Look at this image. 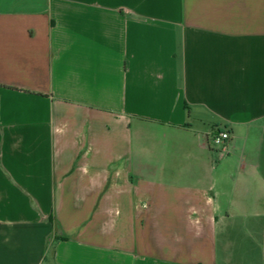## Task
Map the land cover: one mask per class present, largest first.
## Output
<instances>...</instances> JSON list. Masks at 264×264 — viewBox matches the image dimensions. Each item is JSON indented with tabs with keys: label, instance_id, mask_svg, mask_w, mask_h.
<instances>
[{
	"label": "crops",
	"instance_id": "obj_1",
	"mask_svg": "<svg viewBox=\"0 0 264 264\" xmlns=\"http://www.w3.org/2000/svg\"><path fill=\"white\" fill-rule=\"evenodd\" d=\"M0 264H264V0H0Z\"/></svg>",
	"mask_w": 264,
	"mask_h": 264
},
{
	"label": "built area",
	"instance_id": "obj_2",
	"mask_svg": "<svg viewBox=\"0 0 264 264\" xmlns=\"http://www.w3.org/2000/svg\"><path fill=\"white\" fill-rule=\"evenodd\" d=\"M229 140L230 135L228 132H222L213 137L212 143L215 149L218 151L219 155L224 156L228 153Z\"/></svg>",
	"mask_w": 264,
	"mask_h": 264
}]
</instances>
